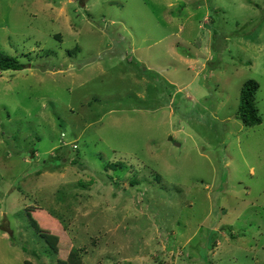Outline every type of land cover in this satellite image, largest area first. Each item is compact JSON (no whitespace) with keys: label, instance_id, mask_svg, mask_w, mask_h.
<instances>
[{"label":"rangeland","instance_id":"rangeland-1","mask_svg":"<svg viewBox=\"0 0 264 264\" xmlns=\"http://www.w3.org/2000/svg\"><path fill=\"white\" fill-rule=\"evenodd\" d=\"M0 44V264H264V0H0Z\"/></svg>","mask_w":264,"mask_h":264},{"label":"trees","instance_id":"trees-1","mask_svg":"<svg viewBox=\"0 0 264 264\" xmlns=\"http://www.w3.org/2000/svg\"><path fill=\"white\" fill-rule=\"evenodd\" d=\"M25 65L26 64L21 62L18 57L4 51L0 44V70H22L25 68ZM258 88L259 84L255 79L246 80L241 87L239 118L243 124L247 126L259 125L263 122V118L260 115L259 109L255 103V94ZM28 214L32 222L36 225V228H38L36 219L30 212ZM73 255L74 254L72 252L69 254L72 258L68 257L67 262L69 264L72 262H78L80 264L81 261L75 260Z\"/></svg>","mask_w":264,"mask_h":264},{"label":"built area","instance_id":"built-area-1","mask_svg":"<svg viewBox=\"0 0 264 264\" xmlns=\"http://www.w3.org/2000/svg\"><path fill=\"white\" fill-rule=\"evenodd\" d=\"M73 146H77L76 144H73Z\"/></svg>","mask_w":264,"mask_h":264}]
</instances>
